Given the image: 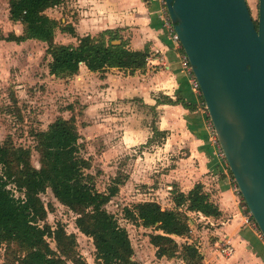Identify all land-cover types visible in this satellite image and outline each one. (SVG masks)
<instances>
[{
	"label": "rangeland",
	"instance_id": "1",
	"mask_svg": "<svg viewBox=\"0 0 264 264\" xmlns=\"http://www.w3.org/2000/svg\"><path fill=\"white\" fill-rule=\"evenodd\" d=\"M110 3V0H65L46 12L61 26L73 24L78 37L90 34L99 38L108 30L105 28L109 19L105 15L110 11ZM247 3L253 19L257 21L259 0H247ZM23 32V25L10 19V0H0V140L30 149L32 164L40 167L37 132L48 130L60 117H74L79 133V155L91 165L85 169L88 180L100 192H107L117 176L125 180L120 192L105 208L128 230L134 260L139 264H185L181 257L158 258L157 249L149 237L154 230L125 217V208L146 201H156L163 209H175L174 189L181 190L179 172L185 167L181 163L185 142L170 138L172 129L160 130V109L146 104L136 95L139 90L151 88L153 95L159 92V102L175 103L176 100L169 97L162 100L164 89L154 87L169 86L165 67L153 61L147 64L145 71L131 74L129 70L110 68L106 71L108 75L105 72L92 73L82 67L75 76L59 78L50 72L52 56L46 42L3 39ZM105 37L107 40L110 38L108 34ZM117 37L114 42L120 43V36ZM129 38L126 32L123 39ZM55 42L77 46L79 40L58 29ZM149 49V58L157 59L160 53ZM120 91L124 93L118 95ZM179 133L183 136L181 131ZM232 178L236 186L234 176ZM10 188L17 197H25L14 184ZM40 197L48 211L46 223L53 230L62 227L68 234H74L78 242L77 252L88 264H96L94 240L79 230L76 224L78 214L62 204L51 188ZM241 200L242 205L247 206L242 196ZM189 217L190 231L186 237H178L177 241L196 245L202 254L208 252V256L203 254L202 264H219L215 252L225 243L214 248L216 237L211 234L218 227L215 219L220 215L212 217L189 212ZM48 241L57 250L54 238L50 237ZM0 256L4 264L6 258L11 262L18 258L19 253L14 245L0 244Z\"/></svg>",
	"mask_w": 264,
	"mask_h": 264
},
{
	"label": "trees",
	"instance_id": "2",
	"mask_svg": "<svg viewBox=\"0 0 264 264\" xmlns=\"http://www.w3.org/2000/svg\"><path fill=\"white\" fill-rule=\"evenodd\" d=\"M64 1L10 0V19L22 24L24 32L3 39L46 42L52 56L50 72L59 78L77 75L82 64L93 72L118 68L135 74L146 70L151 54L149 47L132 49L118 30L112 29L105 30L99 38L90 34L78 37L73 24L61 26L57 19L47 14L48 9L60 6ZM58 29L77 37L78 45L56 43ZM117 35L120 43L114 42ZM200 97L205 102L202 94ZM175 103L193 108L182 95ZM36 137L40 167L32 164L30 149L0 140V244L14 245L19 253L11 262L6 258L4 264H88L77 252L78 242L74 234H68L62 227L53 230L46 223L48 211L40 194L48 188L62 204L78 214L76 224L79 230L94 240L96 264H139L133 258L134 248L128 230L105 208L120 192L125 180L115 177L107 192H100L88 180L85 169L91 165L79 155L75 118L60 117L48 130L37 132ZM230 174L233 176L231 170ZM11 184L25 197H17L10 188ZM173 201L175 209H163L156 201L140 202L125 208V217L154 230L149 237L157 249L158 258L181 257L185 264H202L204 256L199 248L187 242L180 244L176 237L188 235L189 212L216 217L221 211L210 200L202 183H197L188 193L174 189ZM41 222L45 223L41 225ZM50 237L56 241L57 250L51 247Z\"/></svg>",
	"mask_w": 264,
	"mask_h": 264
},
{
	"label": "water",
	"instance_id": "3",
	"mask_svg": "<svg viewBox=\"0 0 264 264\" xmlns=\"http://www.w3.org/2000/svg\"><path fill=\"white\" fill-rule=\"evenodd\" d=\"M217 139L264 235V0H165Z\"/></svg>",
	"mask_w": 264,
	"mask_h": 264
},
{
	"label": "crops",
	"instance_id": "4",
	"mask_svg": "<svg viewBox=\"0 0 264 264\" xmlns=\"http://www.w3.org/2000/svg\"><path fill=\"white\" fill-rule=\"evenodd\" d=\"M110 1V11L105 15L109 19L105 29L120 28L118 32L121 36L127 32L130 37L127 40L128 46L132 49L144 50L149 47L160 53L154 63L164 66L169 78V86L154 85L155 88L164 89L159 90L165 95L161 99L169 97L177 100L182 95L193 106L191 108L181 103L159 102V92L153 95L151 88L139 90L136 94L146 104L156 105L160 109V130L172 129L170 138L185 142L182 148L184 156L181 159L185 167L179 172L181 190L188 193L197 183H202L210 200L219 206L222 214L215 219L218 227L211 234L216 237L214 248L224 243L234 247V253L230 257L225 256L220 248L216 249L215 256L220 261L219 264H264V237L247 206L242 205L241 194L233 183L227 159L221 153L208 109L200 97L201 92L193 89L191 74L182 67L180 55L184 52L181 46L172 42L169 29L165 26L163 1ZM82 67L88 69L86 65ZM108 74L105 72V75ZM121 93L124 92L120 91L118 95H122ZM180 131L183 136H180ZM203 254L208 256V252ZM0 264H3L1 256Z\"/></svg>",
	"mask_w": 264,
	"mask_h": 264
},
{
	"label": "built area",
	"instance_id": "5",
	"mask_svg": "<svg viewBox=\"0 0 264 264\" xmlns=\"http://www.w3.org/2000/svg\"><path fill=\"white\" fill-rule=\"evenodd\" d=\"M163 1V4L165 6V14L163 15V20L165 22V26L169 29V33H170V38L172 40V42L176 45H179L182 47V44L180 42V39L178 38L175 30H174V27H173V24H172V21H171V18H170V15L168 13V10L166 8V4H165V0H162ZM153 59H150L148 58V65L152 64L153 63ZM180 62L182 64V67L186 70V71H189V74H191V85L193 87V89L195 91H198V92H201L200 90V85H199V82L197 81L196 77L194 76V73L192 71V68L190 66V63H189V60H188V57L186 56L185 52L183 54L180 55ZM213 131H214V134L216 135V132H215V129H214V126H213ZM217 136V135H216ZM217 138V137H216ZM217 142L218 144L220 145L218 139H217ZM220 148H221V145H220ZM221 153L223 154V156H225L222 148H221ZM236 189L238 190V186L236 185ZM24 197V196H23ZM250 212V211H249ZM201 214V213H200ZM251 215V213H250ZM252 216V215H251ZM262 233V232H261ZM262 237H264L263 233L261 235ZM221 251L222 253L225 255V256H228L230 257L233 253H234V247L230 244H224L222 247H221Z\"/></svg>",
	"mask_w": 264,
	"mask_h": 264
}]
</instances>
